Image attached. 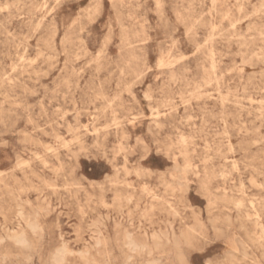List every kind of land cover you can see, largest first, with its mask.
Listing matches in <instances>:
<instances>
[{
	"label": "rangeland",
	"instance_id": "obj_1",
	"mask_svg": "<svg viewBox=\"0 0 264 264\" xmlns=\"http://www.w3.org/2000/svg\"><path fill=\"white\" fill-rule=\"evenodd\" d=\"M155 2L0 0V264H264V0Z\"/></svg>",
	"mask_w": 264,
	"mask_h": 264
},
{
	"label": "bare ground",
	"instance_id": "obj_2",
	"mask_svg": "<svg viewBox=\"0 0 264 264\" xmlns=\"http://www.w3.org/2000/svg\"><path fill=\"white\" fill-rule=\"evenodd\" d=\"M111 1V0H110ZM156 2H157V0H156ZM155 2V3H156ZM210 4V3H209ZM212 5V4H211ZM264 7V6H263ZM262 7V8H263ZM212 8V7H211ZM256 9V8H255ZM260 11V10H259ZM1 12V11H0ZM257 12V11H256ZM255 13V12H254ZM253 14V13H252ZM216 16V15H215ZM214 16V17H215ZM245 19V18H244ZM143 21V20H142ZM236 23H238V22H236ZM219 24V23H218ZM234 26V25H233ZM231 27V26H230ZM232 28V27H231ZM217 29V28H216ZM208 36V35H207ZM262 37V36H261ZM208 38V37H207ZM210 38V37H209ZM249 39V38H248ZM209 40V39H208ZM207 41V40H206ZM262 41H264V40H262ZM61 42V41H60ZM76 43V42H75ZM201 47V46H200ZM26 48V47H25ZM213 49V48H212ZM98 53V52H97ZM212 53V52H211ZM256 53V52H255ZM254 53V54H255ZM63 54V53H62ZM213 55V54H212ZM257 55V54H256ZM145 56V55H144ZM147 56V55H146ZM145 56V57H146ZM251 56V55H250ZM255 56V55H254ZM47 57V56H46ZM188 57V56H187ZM210 57V56H209ZM49 58H50V56H49ZM186 58V57H185ZM258 58H259V56H258ZM262 58V57H261ZM263 59V58H262ZM25 60V59H24ZM78 60V59H77ZM181 60V59H180ZM160 61V60H159ZM179 61V60H178ZM182 61V60H181ZM213 61V60H212ZM161 63V62H160ZM160 63H158L159 65H160ZM174 64V63H173ZM242 64V63H241ZM55 65H56V63H55ZM171 65V64H170ZM88 66V65H87ZM156 66V65H155ZM167 66H169V64L167 65ZM163 67V66H162ZM161 67V68H162ZM165 67V66H164ZM171 67H172V65H171ZM170 67V68H171ZM213 67V66H212ZM251 67V66H250ZM15 68V67H14ZM235 68V67H234ZM243 69V68H242ZM159 70V69H158ZM214 70V69H213ZM243 71V70H242ZM203 73H205V72H203ZM216 76V75H215ZM71 84V83H70ZM208 86H209V83H208ZM224 88V87H223ZM242 89V88H241ZM227 90V89H226ZM242 91V90H241ZM144 96V95H143ZM203 96H205V95H203ZM230 96V95H229ZM145 97V96H144ZM146 98V97H145ZM63 99V98H62ZM147 99V98H146ZM102 100V99H101ZM17 104V103H16ZM111 104V103H110ZM76 106V105H75ZM1 107V106H0ZM106 108V107H105ZM107 109V108H106ZM148 109H150V108H148ZM155 112H158L157 110L155 111ZM114 115V114H113ZM152 115V114H151ZM64 116V115H63ZM151 117V116H150ZM155 117H156V115H155ZM64 118V117H63ZM73 119V118H72ZM121 121V120H120ZM113 122V121H112ZM131 122V121H130ZM152 122H154V121H152ZM157 124V123H156ZM118 125V124H117ZM116 127V126H115ZM148 127V126H147ZM225 127V126H224ZM38 129H42V128H38ZM78 129H79V127H78ZM149 130V129H148ZM77 131V130H76ZM227 131V130H226ZM71 132V131H70ZM26 133V132H25ZM150 133V132H149ZM69 134V133H68ZM225 135V134H224ZM26 136V135H25ZM227 137H229V135L227 136ZM59 138V137H58ZM57 139V138H56ZM55 139V140H56ZM61 141V140H60ZM230 142V141H229ZM254 142V141H253ZM255 142H257V141H255ZM254 142V143H255ZM141 143V142H140ZM145 145V144H144ZM169 147V146H168ZM170 149V148H169ZM232 149V148H231ZM31 154H33V153H31ZM229 154V153H228ZM15 155V154H14ZM201 157V156H200ZM16 159V158H15ZM124 159V158H123ZM88 161V160H87ZM231 161V160H230ZM127 162V161H126ZM205 162V161H204ZM203 162V163H204ZM87 163V162H86ZM88 164V163H87ZM125 164V163H124ZM96 165V164H95ZM94 165V166H95ZM110 165H112V164H110ZM105 167V166H104ZM91 168V167H90ZM110 168V167H109ZM190 168V167H189ZM108 169V168H107ZM123 169V168H122ZM126 168H124L123 170H125ZM94 171V170H93ZM97 171H98V169H97ZM146 172H147V170H146ZM90 173V172H89ZM95 173V172H94ZM99 173V172H98ZM128 173V172H127ZM87 174V173H86ZM98 175V174H97ZM144 175V174H143ZM92 176V175H91ZM221 176V175H220ZM127 177V176H126ZM125 177V178H126ZM222 177V176H221ZM104 178H105V176H104ZM99 179V178H98ZM107 179V178H106ZM111 179V178H110ZM109 180V179H108ZM255 180V179H254ZM110 181V180H109ZM250 183H251V181H250ZM256 183V182H255ZM109 184V183H108ZM110 185V184H109ZM163 185V184H162ZM162 185H161V187H162ZM114 187L115 186H117V185H113ZM254 186H256V187H258V185H254ZM128 187V186H127ZM164 187H165V185H164ZM167 187H169V185L167 186ZM242 187V186H241ZM75 188V187H74ZM103 188V187H102ZM112 188V187H111ZM146 188V187H145ZM144 188V189H145ZM179 188V187H178ZM259 188V187H258ZM65 189V188H64ZM114 189V188H113ZM169 189V188H168ZM241 189V188H240ZM260 189V188H259ZM242 190V189H241ZM177 191V190H176ZM175 191V192H176ZM173 192V191H172ZM171 192V193H172ZM180 193V191H178V194ZM144 194V193H143ZM172 195V194H171ZM3 197V196H2ZM156 198V197H155ZM132 199V198H131ZM129 201V200H128ZM86 202V201H85ZM209 204V203H208ZM207 204V205H208ZM167 205V204H166ZM214 205V204H213ZM212 205V206H213ZM244 205V204H243ZM238 206V205H237ZM239 206H241L240 204H239ZM103 207H104V205H103ZM138 207V206H137ZM211 207V206H210ZM242 207V206H241ZM234 208V207H233ZM243 208V207H242ZM152 209V208H151ZM254 211V210H253ZM240 212V211H239ZM167 214V213H166ZM257 215V214H256ZM121 218V217H120ZM256 218H259V217H256ZM113 219V218H112ZM199 222V221H198ZM214 222V221H213ZM131 224V223H130ZM139 224V223H138ZM202 225V224H201ZM257 225V224H256ZM139 227V226H138ZM116 228V227H115ZM259 228V227H258ZM262 228V227H261ZM205 229V228H204ZM263 229V228H262ZM261 229V230H262ZM192 230V229H191ZM213 230V229H212ZM193 231V230H192ZM263 231V230H262ZM145 232V231H144ZM190 232V231H189ZM219 232V231H218ZM195 233V232H194ZM264 233V232H263ZM173 234V233H172ZM162 236V235H161ZM151 238V237H150ZM14 239H15V242H17V243H26V238L23 236V235H19V236H15L14 237ZM125 240H126V245L130 248V249H134V250H136V249H138V251H139V249H143V250H145L144 248L146 247V244H145V242L144 243H139V242H137L133 237H131V235L129 236V235H126L125 236ZM147 240V239H146ZM167 240V239H166ZM253 243V242H252ZM24 246V245H23ZM142 250V251H143ZM63 251V250H62ZM155 251V250H154ZM59 253V252H58ZM133 253V252H132ZM69 254V253H68ZM63 254L62 253H59L57 256H56V261H58V262H60V261H62L63 260ZM148 257V256H147ZM161 257V256H160ZM151 258V257H150ZM64 261V260H63ZM164 262V261H163ZM166 262V261H165ZM148 263V262H147ZM96 264V263H95ZM151 264V263H150ZM157 264V263H156ZM233 264V263H232Z\"/></svg>",
	"mask_w": 264,
	"mask_h": 264
}]
</instances>
